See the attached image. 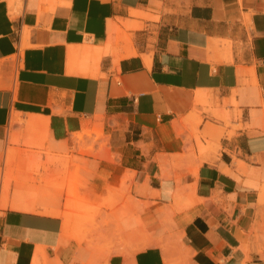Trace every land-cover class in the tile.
Masks as SVG:
<instances>
[{"label":"crops","instance_id":"1","mask_svg":"<svg viewBox=\"0 0 264 264\" xmlns=\"http://www.w3.org/2000/svg\"><path fill=\"white\" fill-rule=\"evenodd\" d=\"M29 114L56 150L109 136L88 191L128 183L139 245L108 264H264V0H0V166ZM7 201L0 264L90 259L66 209Z\"/></svg>","mask_w":264,"mask_h":264},{"label":"rangeland","instance_id":"2","mask_svg":"<svg viewBox=\"0 0 264 264\" xmlns=\"http://www.w3.org/2000/svg\"><path fill=\"white\" fill-rule=\"evenodd\" d=\"M21 1L15 7L16 13ZM121 40L131 41L128 36H122ZM31 116H38L40 122L35 126L27 125L26 119ZM16 121L20 128L15 129L17 123L12 124L7 158L0 166L3 184L10 180L8 192H2L1 207L11 206L7 205V199L11 202L21 197L23 201H36L40 207L53 205L58 210L66 209L64 217L70 223V235L85 245L90 254V259L83 264H108L115 253L135 250L139 245L135 236L139 233L136 228L127 230L123 225L125 218L136 214L128 183L123 179L121 188H110L103 196L88 191L86 172L94 162L111 155L109 136L103 125L84 127L76 137L74 133L72 145L56 150L50 145L47 129L39 127L45 122L44 117L29 114L23 118L21 115ZM202 121L203 118L195 125ZM173 260L175 264H187L178 256Z\"/></svg>","mask_w":264,"mask_h":264},{"label":"bare ground","instance_id":"3","mask_svg":"<svg viewBox=\"0 0 264 264\" xmlns=\"http://www.w3.org/2000/svg\"><path fill=\"white\" fill-rule=\"evenodd\" d=\"M9 3H10V6L12 8V11L13 12H16L15 11V7L18 3H20V0H9ZM92 49L91 46H86V48L84 49L85 53H88L90 55H92L93 58H98L99 55L101 54L99 48H97L94 52H90V50ZM80 136V135H79ZM83 136H81L82 138ZM79 138V137H78ZM84 138V137H83ZM67 215V214H66ZM67 229V228H66ZM69 233V231H67Z\"/></svg>","mask_w":264,"mask_h":264}]
</instances>
